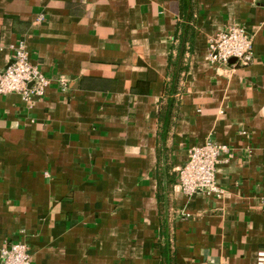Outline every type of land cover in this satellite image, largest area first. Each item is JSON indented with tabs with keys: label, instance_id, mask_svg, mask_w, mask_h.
<instances>
[{
	"label": "crops",
	"instance_id": "crops-1",
	"mask_svg": "<svg viewBox=\"0 0 264 264\" xmlns=\"http://www.w3.org/2000/svg\"><path fill=\"white\" fill-rule=\"evenodd\" d=\"M263 4L0 0V75L23 42L50 81L30 107L0 95V247L25 244L31 264H255ZM227 27L253 36V60L216 72L209 39ZM206 140L232 151L224 194L185 198L178 170Z\"/></svg>",
	"mask_w": 264,
	"mask_h": 264
},
{
	"label": "built area",
	"instance_id": "built-area-1",
	"mask_svg": "<svg viewBox=\"0 0 264 264\" xmlns=\"http://www.w3.org/2000/svg\"><path fill=\"white\" fill-rule=\"evenodd\" d=\"M252 60L253 36L242 27H227L209 39L207 61L216 72L246 67ZM49 83V79L30 61L25 44L19 42L13 50L11 63L0 75V95L17 94L30 107L45 95ZM231 159L229 147L212 140L190 148L184 165L178 170L180 194L185 198L198 193L211 198L222 197L224 190L216 178L217 166L229 163ZM0 262L31 264V256L25 244L12 243L0 247ZM255 264H264V251L256 253Z\"/></svg>",
	"mask_w": 264,
	"mask_h": 264
},
{
	"label": "trees",
	"instance_id": "trees-1",
	"mask_svg": "<svg viewBox=\"0 0 264 264\" xmlns=\"http://www.w3.org/2000/svg\"><path fill=\"white\" fill-rule=\"evenodd\" d=\"M184 10L186 9V0H181Z\"/></svg>",
	"mask_w": 264,
	"mask_h": 264
}]
</instances>
